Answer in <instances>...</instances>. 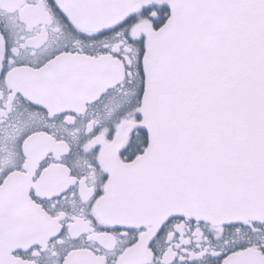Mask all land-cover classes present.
Masks as SVG:
<instances>
[{"label": "snow or ice", "instance_id": "6c2138e0", "mask_svg": "<svg viewBox=\"0 0 264 264\" xmlns=\"http://www.w3.org/2000/svg\"><path fill=\"white\" fill-rule=\"evenodd\" d=\"M0 264H264V0H0Z\"/></svg>", "mask_w": 264, "mask_h": 264}]
</instances>
